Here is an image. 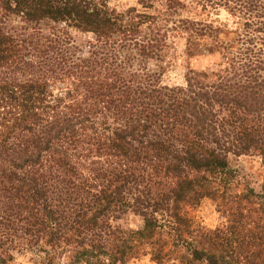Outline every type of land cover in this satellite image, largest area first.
Returning <instances> with one entry per match:
<instances>
[{"label":"trees","instance_id":"obj_1","mask_svg":"<svg viewBox=\"0 0 264 264\" xmlns=\"http://www.w3.org/2000/svg\"><path fill=\"white\" fill-rule=\"evenodd\" d=\"M138 2L0 0V264H264V0Z\"/></svg>","mask_w":264,"mask_h":264},{"label":"rangeland","instance_id":"obj_2","mask_svg":"<svg viewBox=\"0 0 264 264\" xmlns=\"http://www.w3.org/2000/svg\"><path fill=\"white\" fill-rule=\"evenodd\" d=\"M139 0H108L112 7L118 9H126L139 5ZM226 13H222L221 18L225 20ZM79 40L86 39V36L77 34ZM182 39L178 40V50L182 51ZM220 54L198 56L191 59L180 57L177 64L173 65L164 75L163 80L169 84H182L185 82V76L189 67L197 70H205L208 67H214L220 61ZM232 163L236 166L241 173L244 180L257 191H260L264 185V157L256 155H245L235 157ZM189 215L195 223H201L209 228H216L221 223V217L217 211L216 204L209 198L204 199L202 203L194 208L189 209ZM125 226L138 228L142 225L143 221L140 217L128 214L121 220ZM14 264H34L29 255H19ZM129 264H158L151 259L150 256H143L134 259ZM178 264V263H169Z\"/></svg>","mask_w":264,"mask_h":264}]
</instances>
